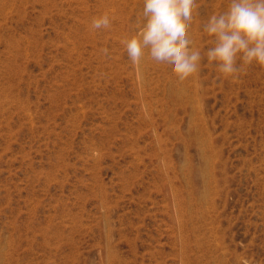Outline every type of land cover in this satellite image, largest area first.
Masks as SVG:
<instances>
[{"label":"rangeland","instance_id":"rangeland-1","mask_svg":"<svg viewBox=\"0 0 264 264\" xmlns=\"http://www.w3.org/2000/svg\"><path fill=\"white\" fill-rule=\"evenodd\" d=\"M229 4L180 82L121 43L143 0H0V264H264V68L205 56Z\"/></svg>","mask_w":264,"mask_h":264},{"label":"clouds","instance_id":"clouds-1","mask_svg":"<svg viewBox=\"0 0 264 264\" xmlns=\"http://www.w3.org/2000/svg\"><path fill=\"white\" fill-rule=\"evenodd\" d=\"M143 4L146 23L121 41L127 56L138 66L147 50L152 60L169 66L178 81L187 80L199 71L203 59L188 36L196 0H143ZM110 26L107 13L91 21L96 30ZM203 32L212 44L206 59L221 77L235 78L253 64L264 68V0H230L225 11L208 18ZM101 52L107 56L109 49Z\"/></svg>","mask_w":264,"mask_h":264}]
</instances>
